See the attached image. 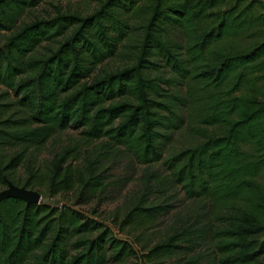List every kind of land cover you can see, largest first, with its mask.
Instances as JSON below:
<instances>
[{"label":"trees","instance_id":"16d2710c","mask_svg":"<svg viewBox=\"0 0 264 264\" xmlns=\"http://www.w3.org/2000/svg\"><path fill=\"white\" fill-rule=\"evenodd\" d=\"M53 1L0 0V186H47L40 203L0 201V264H264V0H100L22 20ZM116 56L124 65L105 67ZM188 121L199 140L164 158ZM68 128L161 163L118 224L155 221L171 205L150 188L179 187L192 204L161 240L138 253L86 211L44 201L105 186L69 149L36 165L33 150Z\"/></svg>","mask_w":264,"mask_h":264},{"label":"rangeland","instance_id":"374dc122","mask_svg":"<svg viewBox=\"0 0 264 264\" xmlns=\"http://www.w3.org/2000/svg\"><path fill=\"white\" fill-rule=\"evenodd\" d=\"M99 3L100 0H55L52 3L43 2L34 9L27 11L22 20H31L34 16L47 17L54 15L56 7H61V9L71 8L86 14L92 12ZM124 62L125 59L116 56L106 60L104 65L107 68L115 69L122 67ZM6 90L5 86H0V93ZM14 98V95H11L4 101L8 102ZM78 132L74 128H68L54 135L45 145L34 149L32 155L37 160L36 165L45 169L44 165L48 164V160L53 157L55 152L69 149L70 155H72V159L69 160L72 163V167L84 169L88 165L89 160H94V171L105 178V186L95 197L90 199H80L77 191L71 190L54 196L48 195L44 197V201L54 204L56 202L72 204L76 208L82 209L89 215L112 226L115 234L130 240L138 253H141L142 250H147L161 240L169 229L171 230L174 222H176L175 213L182 212V214H185V209L192 204V201L185 198L179 187H176V189L167 186L165 188L161 186L150 188L151 201L166 200L165 203L171 205L170 211L161 214L155 221L144 224L142 228L130 225L125 230H122L118 224L122 222L126 213L139 199V196L144 191L145 184L148 183L151 186V183H156L155 174L163 175L161 163L157 162L150 166H145L126 153L123 148H112L108 145L100 147L97 144L98 142L93 141L84 143L80 139ZM198 140L199 136L192 128V123L190 124V121H188L183 127L173 131L172 139L165 147L164 158L196 143ZM7 150L12 153V149L8 148ZM149 173H152V175L149 176ZM27 176V169L22 164L18 169L17 177L25 179ZM3 188L0 186V190ZM46 188V184L34 187V189L43 194L47 192ZM131 261L139 262L140 258L135 256ZM160 264H172V262L167 260L160 262Z\"/></svg>","mask_w":264,"mask_h":264},{"label":"water","instance_id":"95a60500","mask_svg":"<svg viewBox=\"0 0 264 264\" xmlns=\"http://www.w3.org/2000/svg\"><path fill=\"white\" fill-rule=\"evenodd\" d=\"M8 197L21 198L27 203H40L43 199L40 191L18 185L9 178H7V186L0 190V201Z\"/></svg>","mask_w":264,"mask_h":264}]
</instances>
